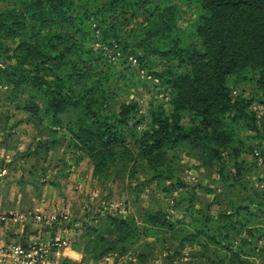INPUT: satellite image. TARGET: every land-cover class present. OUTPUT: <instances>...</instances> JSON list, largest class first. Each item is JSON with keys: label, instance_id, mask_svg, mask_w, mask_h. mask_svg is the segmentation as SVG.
<instances>
[{"label": "trees", "instance_id": "1", "mask_svg": "<svg viewBox=\"0 0 264 264\" xmlns=\"http://www.w3.org/2000/svg\"><path fill=\"white\" fill-rule=\"evenodd\" d=\"M151 1L0 0V45L6 39L17 41L0 65V84L25 94L20 110L47 133L62 131L71 147L88 157L93 174L102 175L113 164L150 181L185 186L167 156L170 150H180L201 166L214 168L219 183L234 188L241 179L239 131L258 134L261 139L256 148L264 160V117L257 126L249 102L232 99L225 80L228 76L244 80L239 77L243 70L255 71L256 101L264 111V0H183L196 7L194 18L183 27L178 24L176 4L155 7ZM141 9L145 22L123 32L121 53L124 62L128 56L134 57L147 75L171 89L167 109L158 104L135 116V104L121 101L103 113L119 83L111 78V67L101 70L95 65L94 75L82 68L93 57V50L85 44L93 30L88 31L85 21L100 16L102 25L104 10L116 22L118 16L130 17ZM110 25L100 30L101 38L119 43V35L110 31ZM190 37L199 38L200 46L188 41ZM116 78L126 80L123 72ZM110 80L113 86L107 85ZM53 140L40 141L16 156L36 155L40 149L46 154L61 138ZM224 154L233 160L232 176L223 175L229 167ZM257 212L264 215V192H243L231 201L229 210L220 213L222 221L201 215L191 217L187 224L171 221L163 211L150 210L144 214L141 233L177 234L180 247L202 238L203 244L210 243L218 251L205 259L206 264H251L240 257L245 255L242 247L264 254V244L257 247V239L252 242L243 235L226 242L227 235L221 232L246 227L257 218ZM106 221L98 232L104 231L108 237L98 233L87 239V252L93 256L115 250L116 244H132L137 234L131 217L108 216ZM246 232L251 231L247 228Z\"/></svg>", "mask_w": 264, "mask_h": 264}, {"label": "rangeland", "instance_id": "2", "mask_svg": "<svg viewBox=\"0 0 264 264\" xmlns=\"http://www.w3.org/2000/svg\"><path fill=\"white\" fill-rule=\"evenodd\" d=\"M168 3L178 6L180 26L183 27L194 18L196 7L183 0L151 1V5L155 7ZM73 11L74 9L71 10ZM143 11L144 9H141V12H136L130 17L129 14L118 16L114 22L104 10L102 16L105 24L100 25L98 22L100 16L88 17L85 21L88 31L93 30V37L86 38L88 40L85 43L93 50V57L84 63L82 68L88 69L89 74L94 75L95 65L100 66L101 70L111 67L114 71L111 78L119 83L113 96L104 104L103 113L113 110L121 101L135 104L133 112L135 116L146 114L149 106L158 104L167 109L165 104L169 100L171 89L160 85L157 79L147 75L134 57L128 56L124 62L119 45L125 40L123 33L125 30L144 24ZM109 23L110 31H116L119 35V43L109 39L110 45L108 38H101L100 30ZM188 41L196 47L200 46L197 37H190ZM16 43L15 39H6L0 45V65L5 62L4 55L11 54ZM120 72H123L126 78L123 82L116 78ZM239 77H243L244 80H238L233 76L226 78L230 95L232 99L249 102L248 109L253 112L256 125L260 126L264 111L256 101L258 92L252 82L256 73L245 69ZM111 83L110 80L107 85L113 86ZM24 99L25 94L12 91L10 85L0 84V153L9 157L14 153L15 147L32 150L40 141L43 143L46 139L49 141L61 138L46 154L40 149L36 155H30L26 160H22L31 166L30 170L33 173L27 177L33 183L27 187L28 196L34 202L40 200L37 201L36 210L24 214L23 218L29 216L38 225L34 228L35 233L38 231L46 233L45 238L48 239L40 245L49 244L50 251L54 248L53 254L49 253L52 257L47 256L46 264H71L73 261L77 264H206L205 259L207 257L211 259L212 253L217 251L212 244H203L204 240L200 238V241L193 240L180 247L175 236L177 234L164 232L153 236L144 235L141 233V226L145 221L144 214L150 210L163 211L171 221H182L187 224L191 223V217L201 215H209L215 220L222 221L224 218L220 213L229 210L231 201L239 199L241 193L264 192V160L256 148L261 138L255 132L239 131L242 151L237 161L241 163L239 164L241 179L234 188H228L224 183L220 184V177L214 168L201 166L197 160L180 150H170L167 156L171 159L176 175L185 186H178L173 181H150L139 173L131 175L128 170H119L113 164L102 175H96L92 173V164L88 157L71 147L69 138L64 136L62 131L59 130L55 134L47 133L40 124L20 110L19 106ZM146 118L145 116L143 119ZM224 160L229 167L223 175H234L235 169L231 166L233 160L226 154ZM4 172L1 175L7 177V171ZM12 177L16 182L18 176H9ZM240 182L243 186L239 185ZM17 186L21 188L20 184ZM250 210L255 213L253 208ZM43 215L47 221L42 219ZM117 215L134 219L137 228L134 242L116 244L115 250L102 256L89 254L88 237H95L98 233L108 237L104 231L98 232V228L105 227L106 217ZM256 215L257 218L252 219L246 226L250 233L246 232L247 228L244 226H236L237 231L227 228L222 230L221 233L227 235L225 241H236L243 235L252 242L257 239L255 243L257 247H261L264 244V215L260 212ZM208 226L213 233L215 225L211 223ZM70 250L76 252V255L70 253ZM242 251L245 255L240 257L247 259L251 264H264L263 253L249 252L247 247H242Z\"/></svg>", "mask_w": 264, "mask_h": 264}, {"label": "crops", "instance_id": "3", "mask_svg": "<svg viewBox=\"0 0 264 264\" xmlns=\"http://www.w3.org/2000/svg\"><path fill=\"white\" fill-rule=\"evenodd\" d=\"M24 150L15 147L14 153H11L9 157L0 153V248L2 249L15 244H20L24 247L35 244L39 245L40 243L46 242L45 240L48 239L45 238V232L39 233L38 231L35 233L34 228L35 226L38 227V225L32 221L31 217L28 216L23 218L24 214L36 210L37 201H40L37 200L34 202V200H31V197L28 196L29 189L27 187L33 184L32 181L27 178L31 175V166L25 161L23 163L22 160H26V157L29 156H24L22 158L16 156V153L24 152ZM4 171H7V177L1 175ZM16 175L19 178H17L16 182L13 177L9 178V176ZM18 184L21 185V188L17 186ZM52 250L50 252L53 254L55 250L54 248ZM70 253L76 255V252L72 250H70ZM50 255L51 254H48V257ZM46 263L47 260L42 264ZM0 264L20 263L10 254H6L0 256Z\"/></svg>", "mask_w": 264, "mask_h": 264}, {"label": "built area", "instance_id": "4", "mask_svg": "<svg viewBox=\"0 0 264 264\" xmlns=\"http://www.w3.org/2000/svg\"><path fill=\"white\" fill-rule=\"evenodd\" d=\"M42 219L46 220V217L43 215ZM54 244L58 245V243ZM49 252V244H35L27 247L15 244L9 245L4 249L0 248V256L10 254L20 264H42L46 261Z\"/></svg>", "mask_w": 264, "mask_h": 264}]
</instances>
